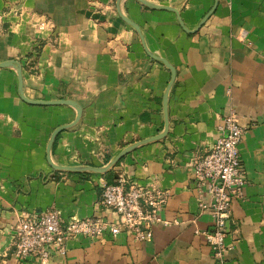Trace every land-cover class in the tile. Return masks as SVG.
I'll return each mask as SVG.
<instances>
[{
  "label": "crops",
  "instance_id": "crops-1",
  "mask_svg": "<svg viewBox=\"0 0 264 264\" xmlns=\"http://www.w3.org/2000/svg\"><path fill=\"white\" fill-rule=\"evenodd\" d=\"M148 1L178 13L140 0H0V63L21 65L25 97L70 99L82 108L53 142L56 165L102 168L160 135L171 70L147 50L176 70L165 136L98 172L53 168L51 135L76 120V108L25 101L17 69L0 67V264H36L13 255L11 229L23 216L55 209L64 219L118 220L99 201L119 176L168 190L161 216L171 224L154 225L150 242L128 231L76 235L49 264H217L195 231L211 229L214 218L199 212L194 163L222 134L231 108L245 128L247 184L244 197L232 199L225 257L264 264V0ZM125 17L140 27L145 46Z\"/></svg>",
  "mask_w": 264,
  "mask_h": 264
},
{
  "label": "built area",
  "instance_id": "built-area-1",
  "mask_svg": "<svg viewBox=\"0 0 264 264\" xmlns=\"http://www.w3.org/2000/svg\"><path fill=\"white\" fill-rule=\"evenodd\" d=\"M221 130L211 148L194 163L199 212H209L214 218L211 229L195 231L205 236L217 264H229L225 238L232 199H242L247 184L240 151L245 128L234 108L224 116ZM169 195L156 181L143 185L119 176L103 187L99 201V206L112 210L118 220L100 216L64 219L55 209L42 211L35 217L23 216L11 229L13 255L19 260L49 264L54 254H66L67 240L76 235L98 238L108 233L115 238L128 231L135 240L150 242L154 225L171 224L161 216Z\"/></svg>",
  "mask_w": 264,
  "mask_h": 264
},
{
  "label": "water",
  "instance_id": "water-1",
  "mask_svg": "<svg viewBox=\"0 0 264 264\" xmlns=\"http://www.w3.org/2000/svg\"><path fill=\"white\" fill-rule=\"evenodd\" d=\"M140 1L143 2L144 4H146L147 6L152 7V8L170 9V10H173V11L178 13V11L175 8L158 5V4H155V3L150 2L148 0H140ZM212 11L213 10H210V12H208V14L204 17L202 23L207 19L208 15ZM179 18H180V22H181L182 26H184V23H183L181 17H179ZM124 19L137 29V31L139 32L140 37H141V39H142V41L144 43V36H143V34L141 32L140 27L137 24H135L133 21L128 19V18L125 17ZM144 46H145V43H144ZM147 52H148V54L151 57L162 61L171 70V80H170V82L168 84L167 91H166V93L164 94V97H163V106H164V112H165V129L160 135H158L156 137L150 138L148 140L138 141V142H135L134 144L126 147L107 166L102 167V168L91 167V166H84V167L60 166V165L54 164L51 161V156H50L51 148H52V145H53V142H54L56 136L58 135L59 132L63 131L64 129H66V128L70 127V126H73L74 124H76L79 121V119L81 117V114H82L81 106L77 102H75L74 100H70V99H60V100H54V101H45V100H30V99L26 98L25 95H24V92H23V75H22V67H21V65L15 60H8V61H4V62L0 63V67L13 66V67H15L17 69V73H18V77H19V92H20L22 98L25 101L33 103V104H67V105H72V106H74L76 108V110H77V118H76V120L74 122H72L71 124L63 125V126H60V127L56 128L54 130V132L52 133V135H51V138H50V141H49V144H48V160H49L50 164L53 166V168L59 169V170H68V171L93 170V171H98V172H104V171L108 170L110 167H112L116 162H118L125 154H127L130 151H132L133 149H135L140 144H143V143L148 142V141L153 140V139H160L163 136H165V134L168 131V127H169V120H168V95H169V90L171 88V85L173 84L175 76H176V70L165 58H161L159 56H156L155 54L151 53L149 50H147ZM227 226H228V223H227Z\"/></svg>",
  "mask_w": 264,
  "mask_h": 264
}]
</instances>
